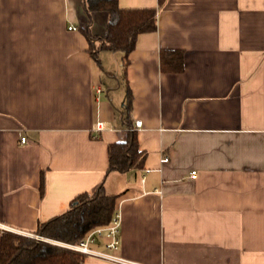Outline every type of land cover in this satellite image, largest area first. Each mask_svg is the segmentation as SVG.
Returning <instances> with one entry per match:
<instances>
[{"label":"crops","instance_id":"1","mask_svg":"<svg viewBox=\"0 0 264 264\" xmlns=\"http://www.w3.org/2000/svg\"><path fill=\"white\" fill-rule=\"evenodd\" d=\"M119 5L158 7L126 67L123 51L91 55L85 0H0V238L37 232L103 182L118 256L264 264V0ZM108 20L93 12L92 34ZM137 120L143 166L107 173L109 145Z\"/></svg>","mask_w":264,"mask_h":264},{"label":"trees","instance_id":"2","mask_svg":"<svg viewBox=\"0 0 264 264\" xmlns=\"http://www.w3.org/2000/svg\"><path fill=\"white\" fill-rule=\"evenodd\" d=\"M164 0H159V6ZM89 21L83 32L89 40V51L99 61L101 50L123 51L125 67L128 55L135 48L140 33L157 29L158 7L122 8L119 0H85ZM107 12L109 20L105 35L95 36L90 30L91 14ZM167 52L165 51L164 54ZM176 58V57H175ZM166 61V56L163 55ZM168 62V60L166 61ZM131 96L130 89H128ZM111 171L125 172L142 167L146 152L140 150L136 133L131 129L124 142L111 143L108 147ZM44 191V175L40 192ZM117 195H109L104 183L94 192H82L71 202L69 209L39 224L37 232L50 238L70 243L79 242L88 232L99 226L109 225L116 213ZM24 235V234H23ZM22 234L4 231L0 238V264H83L85 255L49 242L36 241Z\"/></svg>","mask_w":264,"mask_h":264},{"label":"built area","instance_id":"3","mask_svg":"<svg viewBox=\"0 0 264 264\" xmlns=\"http://www.w3.org/2000/svg\"><path fill=\"white\" fill-rule=\"evenodd\" d=\"M70 29L73 27L70 26ZM142 125L141 120H137L135 127L132 130L138 128ZM97 130H101L104 127L103 122H98ZM26 137H22V141H25ZM168 157L165 156L163 161H167ZM191 177L196 178L197 172L193 171ZM120 225H121V213L116 211L114 217L109 225L99 226L87 233V235L82 238L79 242L68 243L65 242L64 245L72 250L78 251L86 256H94L100 259L109 260L119 264H136L129 260L118 256L115 252L120 247ZM4 228V227H1ZM13 231V230H8ZM14 232V231H13ZM16 232V231H15ZM18 233V232H17ZM29 235V234H24ZM43 237L40 235L39 239ZM101 244H103L104 249H99Z\"/></svg>","mask_w":264,"mask_h":264},{"label":"rangeland","instance_id":"4","mask_svg":"<svg viewBox=\"0 0 264 264\" xmlns=\"http://www.w3.org/2000/svg\"><path fill=\"white\" fill-rule=\"evenodd\" d=\"M23 235V234H22ZM42 236L43 238L42 239H39V236ZM23 236H26L28 238H31V239H34L36 241H43V242H49V243H52V244H55V245H58V246H61V247H64V248H67V249H70L68 247H66L64 245V243L66 241H62V240H57V239H54V238H50V237H47L45 235H42L41 233H38V232H35V233H32V234H29V235H23ZM70 243V242H68ZM72 250V249H70ZM75 251V250H74Z\"/></svg>","mask_w":264,"mask_h":264}]
</instances>
